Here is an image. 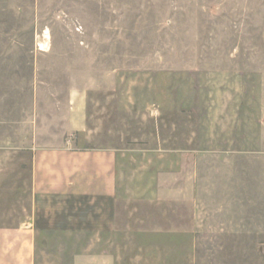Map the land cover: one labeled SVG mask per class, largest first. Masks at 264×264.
Listing matches in <instances>:
<instances>
[{"label":"rangeland","instance_id":"rangeland-1","mask_svg":"<svg viewBox=\"0 0 264 264\" xmlns=\"http://www.w3.org/2000/svg\"><path fill=\"white\" fill-rule=\"evenodd\" d=\"M107 153L111 231L36 264H264V0H0V213L35 150Z\"/></svg>","mask_w":264,"mask_h":264},{"label":"crops","instance_id":"crops-1","mask_svg":"<svg viewBox=\"0 0 264 264\" xmlns=\"http://www.w3.org/2000/svg\"><path fill=\"white\" fill-rule=\"evenodd\" d=\"M114 187L107 153L71 147L35 150L29 214L11 225L0 213V264H36L38 233L111 231ZM74 264H113V257L81 255Z\"/></svg>","mask_w":264,"mask_h":264}]
</instances>
